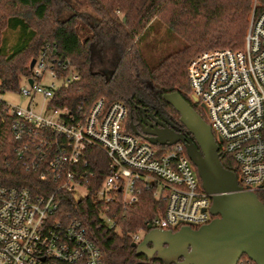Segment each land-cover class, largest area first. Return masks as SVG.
<instances>
[{
    "label": "built area",
    "instance_id": "2783aa9c",
    "mask_svg": "<svg viewBox=\"0 0 264 264\" xmlns=\"http://www.w3.org/2000/svg\"><path fill=\"white\" fill-rule=\"evenodd\" d=\"M26 67L18 92L28 103H7L15 154L41 177L51 175L57 186L35 197L27 188L0 184V264H105L81 221L58 214V189L75 199L78 191L88 193L94 177L85 159L89 147L107 159L97 201L133 205L144 186L165 202L163 211L132 234L133 242L146 228L173 231L211 221V195L182 143L159 146L132 133L123 101L101 96L87 108L53 105L56 90L79 79L54 46L46 44ZM186 78L187 97L209 125L219 153L234 161L241 191L260 194L264 205V7L251 16L242 47L197 52L187 62Z\"/></svg>",
    "mask_w": 264,
    "mask_h": 264
},
{
    "label": "trees",
    "instance_id": "16d2710c",
    "mask_svg": "<svg viewBox=\"0 0 264 264\" xmlns=\"http://www.w3.org/2000/svg\"><path fill=\"white\" fill-rule=\"evenodd\" d=\"M25 13L11 11L2 18L3 30L18 29L20 35L9 48L0 44V89L18 91L27 74L24 59L35 57L49 44L67 57L79 79L56 90L51 103L75 109L87 108L98 97L123 101L131 107L138 99L162 103L173 129L193 136L179 122L178 112L162 95L178 92L188 98L186 65L194 48L242 43L251 10L264 7V0H8ZM122 13L119 17L117 12ZM153 19H159L185 41L179 48L150 64L139 46L140 36ZM220 46V47H224ZM196 52V53H197ZM109 67L110 69H106ZM194 106V105H193ZM200 113V111L194 106ZM201 114V113H200ZM128 124V123H127ZM129 129V127H128ZM130 130V129H129ZM161 146L160 144H157ZM16 141L10 128L7 102L0 99V184L27 188L33 196H46L57 186L51 175L26 168L15 154ZM85 159L94 172L88 193L75 199L72 192L57 190L58 214L81 221L89 239L99 248L105 264H161L144 254L136 255L132 234L145 221L163 211L165 202L152 189L141 186L139 201L124 205L119 200L97 201L94 192L106 175V156L89 147ZM224 168L237 173L229 155L220 154ZM259 200L261 195L257 194ZM107 217L112 222L107 221ZM149 228H146L148 232ZM176 231V230H173ZM241 260L247 261L243 255Z\"/></svg>",
    "mask_w": 264,
    "mask_h": 264
},
{
    "label": "water",
    "instance_id": "95a60500",
    "mask_svg": "<svg viewBox=\"0 0 264 264\" xmlns=\"http://www.w3.org/2000/svg\"><path fill=\"white\" fill-rule=\"evenodd\" d=\"M34 64L31 60L29 67ZM31 83V79L29 80ZM179 114V122L193 136L170 131L166 140L153 144L180 142L195 166L202 188L211 195L209 212L214 218L193 229L181 226L176 231L151 229L140 242L132 243L136 255L151 256L148 243L166 244L154 256L164 264H237L246 255L255 264H264V205L257 195L241 191L236 173L220 162L218 145L209 125L176 92L162 95ZM132 131L139 134L133 126Z\"/></svg>",
    "mask_w": 264,
    "mask_h": 264
},
{
    "label": "rangeland",
    "instance_id": "374dc122",
    "mask_svg": "<svg viewBox=\"0 0 264 264\" xmlns=\"http://www.w3.org/2000/svg\"><path fill=\"white\" fill-rule=\"evenodd\" d=\"M256 4V0H253V6ZM17 11V12H23L25 13L27 10L22 9L21 7H14L11 6L8 2V0H0V44L5 42L6 46L9 48L10 45H13L15 41L17 40L18 36L20 35V32L18 29L16 30H3L2 28V18L10 14L11 11ZM119 17H122V13L116 11ZM256 13L253 10L250 11L248 15V23L247 26L242 34V43L240 46L235 47L233 45H218L214 47H232V48H240L243 45V38L246 33V30L249 26L251 16ZM185 41L178 36V34L171 32L159 19H153L152 22L145 28L143 33L140 36L139 40V46L141 47V50L146 57V59L149 61L150 64H154L158 62L160 59L164 58L168 54L172 53L173 51L179 49V48H185ZM213 46L208 48H214ZM206 48V49H208ZM194 48L192 52V56L196 54L197 50L195 51ZM205 50V49H203ZM202 51V50H201ZM27 56L24 59L25 65L27 64ZM106 69H110L107 67ZM20 86L24 84V80L21 79L19 82ZM0 99L6 101L8 104L11 105H21L24 106L28 103V99L22 97L18 91L15 92H2L0 89ZM36 101L39 103L42 101L41 96H36ZM84 195V192L78 191L76 192L75 196L77 198H80ZM145 235V232H140V240ZM139 240V241H140ZM138 241V242H139Z\"/></svg>",
    "mask_w": 264,
    "mask_h": 264
},
{
    "label": "flooded vegetation",
    "instance_id": "af4514ba",
    "mask_svg": "<svg viewBox=\"0 0 264 264\" xmlns=\"http://www.w3.org/2000/svg\"><path fill=\"white\" fill-rule=\"evenodd\" d=\"M182 98L202 117L188 98ZM127 123L132 133L134 132L132 131L131 126H133L135 131L139 133H134L135 135H138L148 141L151 140L158 142L160 140H166L168 139L171 130L176 131L173 129L171 118L165 114L163 105L158 100L157 103H148L138 99V102L133 103L131 107H127ZM213 218L214 216H211L210 220ZM193 229L196 228L193 227ZM165 246L166 244L161 243H148V251L151 252L152 255L147 257H154L157 252L165 248ZM159 261L161 264H164L162 260Z\"/></svg>",
    "mask_w": 264,
    "mask_h": 264
}]
</instances>
